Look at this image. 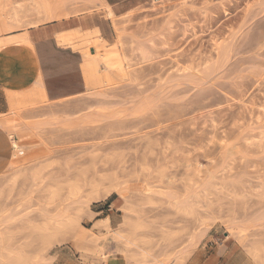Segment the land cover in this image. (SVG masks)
I'll list each match as a JSON object with an SVG mask.
<instances>
[{
    "label": "rangeland",
    "instance_id": "obj_1",
    "mask_svg": "<svg viewBox=\"0 0 264 264\" xmlns=\"http://www.w3.org/2000/svg\"><path fill=\"white\" fill-rule=\"evenodd\" d=\"M45 1L67 13L63 27L98 24L123 67L98 61L90 73L82 52L83 82L79 56L45 46L48 78L64 96L54 102L37 101L26 77L15 84L0 74L7 100L17 101L7 112L16 118L17 155L7 175L13 148L0 130V255L1 238L30 264H139L136 247L112 236L137 239L150 263H185L213 235L241 250L255 239L264 245V0H2L0 34L27 38L28 29L52 23L37 13ZM29 61L31 54L19 57L22 70ZM37 169L39 186L21 176L11 183ZM75 181L82 197L67 199ZM55 186L61 199L48 206L42 189ZM107 218L108 228L99 225ZM67 219L102 239L108 258L77 250L69 229L56 235L68 242L38 257L34 228ZM125 221L142 229L130 238Z\"/></svg>",
    "mask_w": 264,
    "mask_h": 264
},
{
    "label": "bare ground",
    "instance_id": "obj_2",
    "mask_svg": "<svg viewBox=\"0 0 264 264\" xmlns=\"http://www.w3.org/2000/svg\"><path fill=\"white\" fill-rule=\"evenodd\" d=\"M1 2L2 0H0V3ZM61 11L62 9L60 6L55 5L50 1L43 2L42 4L38 5V8H37L38 15L44 21H57V20H63V18L67 19V16H68L67 13H63ZM104 11H105V15L108 18L115 17V14L111 8L105 7ZM57 38L62 45L71 46L72 48L76 50H80L81 52L86 53L88 59H90L89 63L87 64V67L90 73L94 72L95 70L94 65L98 61L105 64L106 65L105 67L108 69L117 70V71L122 70L123 61H120V59L118 58L120 54L117 55L116 53L118 52L116 53L111 52V50L117 51L116 47L114 46L113 47L116 50L114 48L111 49L112 46L110 47L111 50L106 49V47L109 48V46H105L106 41L101 36V32L99 28H94L87 32L82 31L78 28L77 30H74V31H71L65 34H60L57 36ZM98 43L102 44L103 47L101 49H97ZM21 46H24L25 48L32 47L29 40L24 37L19 38L17 40L3 39L0 37V55L8 54L9 58L14 55H19V52L21 51ZM105 49L106 51H110V52L109 53L106 52ZM91 50H93V54L91 53ZM24 56L26 59L29 60L30 52H27L26 50ZM26 70H27V67H25L22 70V72H24V76L26 75L25 73ZM24 86L28 90L36 89L39 92L38 96H36L37 101L40 102L41 99L47 100L43 94V91L38 81L36 82L34 80L26 79V81L24 82ZM16 105H17V101L13 98H9L8 100L9 109L15 108ZM15 122H16V118L13 117L12 114L6 113L0 116V123L4 125L5 127H7L9 131L15 129ZM14 157L16 158L17 155H15ZM15 158L9 170L6 173H10L13 167L15 166V163H16ZM25 164H28V162H25ZM27 171H24L20 173L18 176L14 177L11 183L15 185L16 181L21 176L20 179H22L23 177L26 181L31 182L32 187L39 186L43 179L42 170L40 169L33 170L32 173H28L29 171L28 172ZM11 183L9 182L10 187L12 186ZM23 186H25V184ZM61 189L59 186H55L52 188L45 187L42 189L44 192H48V200H47L48 206L55 204L61 199V195H62ZM65 190L67 194V199H71V200H78L80 197H82V194L84 192L82 184L76 181L68 183L65 186ZM7 193L11 195L9 191ZM97 194H98V187L96 186L95 188L91 189V192H90V195H88V198L92 200L97 196ZM111 222H112L111 219L107 218V219L101 220L99 222V225L105 228H108ZM123 225L127 226L130 238L134 237V235L142 229V225L139 222L133 223L130 221H125ZM79 228H80V223L76 219H67L64 221H58L56 222L55 227H49L46 225L43 227L34 228L35 234H36L35 236L37 237L38 240H40V246L38 248V257L42 258L57 244H63V243L68 242V239L66 237L57 238L58 236L56 235H57V232H61L63 230L69 229L70 237L75 243V247L77 250L81 251L83 254H86V255L102 256L106 258L108 248L107 246L103 245L102 239L98 238L96 234L83 231ZM112 238L118 240V242L119 241L122 242V244L127 248L136 247L135 257L138 259L139 264H151L152 262L155 264H169L168 262H170L172 258L168 256L163 261L158 262V261L152 260V262L150 263L149 256L145 252L142 251L139 241L137 239L131 238V240L123 242L120 239V236L118 237L112 236ZM9 240H10L9 238H1V241L3 244L1 247L2 252L0 255V264H30V261L27 260L24 256H22V254L10 249V247L8 246ZM115 250H114L115 251L114 253L116 254V257L121 256V258H124V260H126L125 251H123L122 249H115ZM238 256L239 258H237L235 261L236 264H264V245L261 243V241L255 239L254 241L250 243V245L245 250H241ZM174 262H175L174 264H184L182 258L175 259Z\"/></svg>",
    "mask_w": 264,
    "mask_h": 264
},
{
    "label": "crops",
    "instance_id": "obj_3",
    "mask_svg": "<svg viewBox=\"0 0 264 264\" xmlns=\"http://www.w3.org/2000/svg\"><path fill=\"white\" fill-rule=\"evenodd\" d=\"M112 9L116 15L113 6ZM60 21L62 20L52 21V23L42 26H36L28 29L27 38L31 42L32 47L25 48L24 46H21V51L19 52V55H14L10 57L11 58L10 62L7 60L8 54L2 55V57H0V69H1L0 74L4 75L8 80H9L8 77H11L12 80L10 79V83L19 84V82H22L24 80L23 77H26L28 79L33 74L35 80L39 82L40 87L47 101L49 100L52 102L58 101L62 99L64 96L63 94H58L57 92L53 91L54 85L51 83V80H49L48 78V73L46 71L44 62L42 60L43 48L45 46H48L52 48L54 53L58 55H66V56L68 55L71 57L79 56L81 60L79 63V69L81 70V67L83 68L84 76L82 74V81L85 82L86 77L83 67L85 62L84 54L80 50H76L71 46L62 45L59 42L57 36L60 34H65L77 30L78 28L82 31H87L94 28L100 29L98 24H94L89 27L88 26L86 27L82 24L75 27H63ZM11 33L5 32L1 34H11ZM1 34H0L1 38L8 39L10 37H20L21 35L24 34V32L16 33L14 35H1ZM26 50L31 54V61L26 63L27 70L25 72L26 75L24 76V72H22L21 66L19 65L20 63L19 57H25L24 54ZM83 57H84V62H83ZM32 66L34 69L32 68ZM84 77H85V81H84ZM19 78L21 79L19 80ZM8 110H9V106L7 100V92L4 87V83L0 82V116L6 114ZM0 130L8 132L7 135L8 140H10L12 143L13 153L9 165L10 168L14 160V146H13L14 142L11 137L9 129L4 125H2L1 123H0ZM229 241L230 239L226 237H224V239L223 238L220 239L215 235L210 236L207 240L208 243L207 246L203 247V245H200L196 247L184 264H236L235 261L237 258H239L238 254L241 248H239L238 246L236 247L235 245L232 247L227 246ZM212 243H218V244L215 247H211Z\"/></svg>",
    "mask_w": 264,
    "mask_h": 264
}]
</instances>
